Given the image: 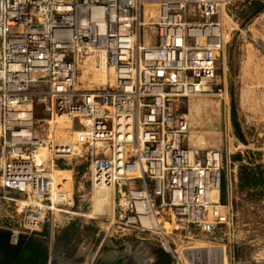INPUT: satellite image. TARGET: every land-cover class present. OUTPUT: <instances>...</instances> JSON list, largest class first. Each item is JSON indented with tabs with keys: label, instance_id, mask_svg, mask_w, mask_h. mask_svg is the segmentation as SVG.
Wrapping results in <instances>:
<instances>
[{
	"label": "built area",
	"instance_id": "built-area-1",
	"mask_svg": "<svg viewBox=\"0 0 264 264\" xmlns=\"http://www.w3.org/2000/svg\"><path fill=\"white\" fill-rule=\"evenodd\" d=\"M229 2L0 0V199L23 213V234L84 214L82 189L56 172L77 175L86 161L91 192L117 190L112 236L153 240L170 264H226L216 243L232 213L221 201V152L185 144L182 105L221 94L229 33L215 18ZM149 3L157 20L145 19ZM91 55L103 57L105 82L79 88Z\"/></svg>",
	"mask_w": 264,
	"mask_h": 264
},
{
	"label": "rangeland",
	"instance_id": "rangeland-1",
	"mask_svg": "<svg viewBox=\"0 0 264 264\" xmlns=\"http://www.w3.org/2000/svg\"><path fill=\"white\" fill-rule=\"evenodd\" d=\"M215 19L221 21L229 33L217 70L221 94L198 95L185 100L182 110L190 120L185 144L202 150L216 148L221 152V201L232 206V213L229 224L217 233L216 243L226 250V264H264L263 186L244 190L238 186L240 163L259 165L258 170L264 175V0H231ZM95 59L100 57L91 55L79 64V88L105 82L99 68L93 65ZM38 116L46 115L39 112ZM76 129H79L77 122L62 123L56 137L69 140ZM60 168L65 171L56 172L58 182L67 177L70 184L64 185L66 188L73 187L76 191L80 186L82 189L75 193V208L82 206L84 214L71 216L69 222H60V217L56 216V220L45 223L39 232L38 237L47 242L56 258L95 264L115 257L121 248L138 254L142 245L148 252L146 264H170V257L153 240L111 235L109 226L117 190L107 187L91 192L89 179L84 175L86 161L79 165L77 175L68 172L71 166ZM105 198L112 202L105 203ZM16 209L13 203L8 207V203L0 199V230L21 228L23 213ZM90 210L95 212L93 217ZM137 243L139 245L131 246Z\"/></svg>",
	"mask_w": 264,
	"mask_h": 264
},
{
	"label": "water",
	"instance_id": "water-1",
	"mask_svg": "<svg viewBox=\"0 0 264 264\" xmlns=\"http://www.w3.org/2000/svg\"><path fill=\"white\" fill-rule=\"evenodd\" d=\"M0 264H81L78 260H59L47 242L38 236L20 234L12 242V232L0 230Z\"/></svg>",
	"mask_w": 264,
	"mask_h": 264
},
{
	"label": "trees",
	"instance_id": "trees-1",
	"mask_svg": "<svg viewBox=\"0 0 264 264\" xmlns=\"http://www.w3.org/2000/svg\"><path fill=\"white\" fill-rule=\"evenodd\" d=\"M239 137L241 135L238 133ZM237 156H241L237 154ZM246 164L245 162L240 163L238 165V186L240 190L251 188L252 186H263L261 195H264V175L262 174L263 171H259V165H250ZM223 200V197H222ZM159 255H162L161 252Z\"/></svg>",
	"mask_w": 264,
	"mask_h": 264
},
{
	"label": "bare ground",
	"instance_id": "bare-ground-1",
	"mask_svg": "<svg viewBox=\"0 0 264 264\" xmlns=\"http://www.w3.org/2000/svg\"><path fill=\"white\" fill-rule=\"evenodd\" d=\"M159 12H160V8H159V4L157 3H149L146 5L145 7V19L146 20H152L154 21L158 16H159ZM94 14H99V11H94L93 12ZM157 20V19H156ZM96 57V56H95ZM93 65L97 68H99V70L101 71V74L100 76L105 79V66H104V60H103V57H100V59H95L93 61ZM61 171V170H59ZM62 171H65V170H62ZM58 172V171H57ZM69 172V171H68ZM62 184L63 185H69L70 184V180L67 178V177H64V180L62 181ZM110 188V187H109ZM104 189V188H102ZM100 189V191L102 190ZM99 191V192H100ZM216 197V196H215ZM112 198V197H111ZM106 199V198H105ZM105 201V200H104ZM112 201L110 199H106V202L107 204L111 203ZM91 211V210H90ZM95 212H92L90 213V217H93L92 214H94ZM12 232V242H14L15 240H17L18 236L20 234H23V232L21 230H14V231H11Z\"/></svg>",
	"mask_w": 264,
	"mask_h": 264
},
{
	"label": "flooded vegetation",
	"instance_id": "flooded-vegetation-1",
	"mask_svg": "<svg viewBox=\"0 0 264 264\" xmlns=\"http://www.w3.org/2000/svg\"><path fill=\"white\" fill-rule=\"evenodd\" d=\"M134 245L139 244H132L131 246L134 247ZM139 247L140 248H138V254H130L125 249L121 248L117 251L115 257L108 258L106 260H99L95 264H146L145 261H147L148 252L144 248H142V245Z\"/></svg>",
	"mask_w": 264,
	"mask_h": 264
}]
</instances>
